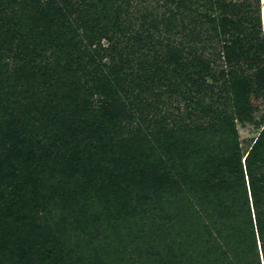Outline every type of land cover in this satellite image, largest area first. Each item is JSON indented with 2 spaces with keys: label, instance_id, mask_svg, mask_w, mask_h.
Segmentation results:
<instances>
[{
  "label": "trees",
  "instance_id": "1",
  "mask_svg": "<svg viewBox=\"0 0 264 264\" xmlns=\"http://www.w3.org/2000/svg\"><path fill=\"white\" fill-rule=\"evenodd\" d=\"M131 3L0 0V264H55L56 243L60 264H264V126L247 155L238 130L264 111V45L215 16L230 43L174 47L133 33ZM40 182L65 236L38 260Z\"/></svg>",
  "mask_w": 264,
  "mask_h": 264
},
{
  "label": "rangeland",
  "instance_id": "2",
  "mask_svg": "<svg viewBox=\"0 0 264 264\" xmlns=\"http://www.w3.org/2000/svg\"><path fill=\"white\" fill-rule=\"evenodd\" d=\"M165 1L167 0H132L131 3V16L133 18L134 28L133 33L135 34H143L145 32V28L150 30V33L154 36L153 39L158 40L162 38H170L174 47H184L188 45L189 39L191 37L190 29L198 31H202V35L199 37V40H203L197 43L196 49L198 52H205L208 55L210 49L214 46L221 47L224 43L233 38L231 34H227L225 39L216 37L215 33L211 30L213 27V23H210V19L215 16H226L230 19L241 20L246 18L249 23L245 25V28L248 29V34L245 33H236V35L240 36H248L246 44L249 46L258 44L264 45V0H223L222 4L217 8L213 3L207 2L206 0H180L181 3L188 8L185 9L184 6L175 7L173 3H168L165 5ZM219 0H214L215 4ZM165 15V16H163ZM163 19L165 22H163ZM163 22V24L160 23ZM145 23L146 27L143 26ZM158 25H157V24ZM153 24V28L150 26ZM160 25V26H159ZM260 25V35L261 37L258 39H253L250 37L249 32L253 30V28ZM228 28H233L231 24L228 25ZM151 27V28H150ZM167 28H170L171 33L168 35L166 33ZM234 29V28H233ZM232 29V33H235V30ZM258 29V27H257ZM196 32V31H195ZM197 34V33H195ZM105 44L107 43L106 39L102 40ZM189 51H185L188 53ZM5 56H11L12 53H4ZM187 54L185 55V57ZM106 62L111 64L110 58L105 59ZM254 81V87H258L257 80ZM176 99V97L174 98ZM185 102L181 103L182 109L186 114L187 110H185ZM179 103L176 101L174 103V107L178 106ZM264 126V111H260L258 114L254 116V120L252 122H238V130L240 135L241 147L244 155H247L248 151L252 147V145L257 140L262 127ZM5 184V183H4ZM49 184V183H48ZM7 191L5 196L9 194V191L13 189V185L7 186L3 185ZM49 186H46L44 183H39L38 188L40 190V194L44 195V200L42 197L40 198L42 201V205L36 213L37 215V226H40V229H37V238H32V243L37 245L33 247L34 258L40 260L43 259L44 255H48L49 239L57 236H65V232H63V224L60 220V201L58 193L49 194L48 190ZM26 193V191H22V194ZM47 196V197H46ZM50 199H49V198ZM3 202V203H2ZM7 206V202L5 200L0 199V244L2 243L1 235L3 233L2 227L6 225L7 220H11L13 223L14 215L11 218L6 216V212L3 207ZM20 207H16L15 211L20 210ZM22 211V210H21ZM46 235V238L43 235ZM70 234H73L70 232ZM73 239H76L77 236H71ZM74 241V240H73ZM72 246V244H71ZM54 254L56 253V257L59 261V246L53 244ZM6 252L0 247V263L1 262H9L6 258ZM56 260L55 264H60Z\"/></svg>",
  "mask_w": 264,
  "mask_h": 264
}]
</instances>
